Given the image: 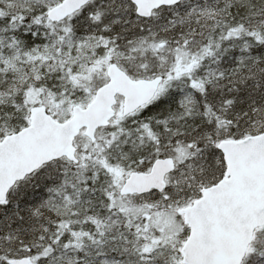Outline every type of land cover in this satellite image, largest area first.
<instances>
[{
	"label": "snow or ice",
	"instance_id": "6c2138e0",
	"mask_svg": "<svg viewBox=\"0 0 264 264\" xmlns=\"http://www.w3.org/2000/svg\"><path fill=\"white\" fill-rule=\"evenodd\" d=\"M0 264H264V0H0Z\"/></svg>",
	"mask_w": 264,
	"mask_h": 264
}]
</instances>
